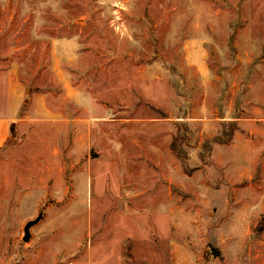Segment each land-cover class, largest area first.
<instances>
[{
    "label": "rangeland",
    "instance_id": "obj_1",
    "mask_svg": "<svg viewBox=\"0 0 264 264\" xmlns=\"http://www.w3.org/2000/svg\"><path fill=\"white\" fill-rule=\"evenodd\" d=\"M3 115L0 264H264V0H0Z\"/></svg>",
    "mask_w": 264,
    "mask_h": 264
},
{
    "label": "crops",
    "instance_id": "obj_2",
    "mask_svg": "<svg viewBox=\"0 0 264 264\" xmlns=\"http://www.w3.org/2000/svg\"><path fill=\"white\" fill-rule=\"evenodd\" d=\"M55 46H59L63 53H66V58H68L70 56V54H72L73 50H74V46H73V41H66V43H60V44H56ZM15 119V115L13 116H8V115H3L2 117H0V147L4 144V142L7 140V138L10 135V125L14 122Z\"/></svg>",
    "mask_w": 264,
    "mask_h": 264
},
{
    "label": "water",
    "instance_id": "obj_3",
    "mask_svg": "<svg viewBox=\"0 0 264 264\" xmlns=\"http://www.w3.org/2000/svg\"><path fill=\"white\" fill-rule=\"evenodd\" d=\"M39 220H40V217L36 218L33 221H29V222L26 223V225L24 227V230H23L24 237L22 239L24 242H27L29 240V238H30L29 230H30V228L35 226L39 222Z\"/></svg>",
    "mask_w": 264,
    "mask_h": 264
},
{
    "label": "trees",
    "instance_id": "obj_4",
    "mask_svg": "<svg viewBox=\"0 0 264 264\" xmlns=\"http://www.w3.org/2000/svg\"><path fill=\"white\" fill-rule=\"evenodd\" d=\"M14 123H12L11 125H10V135H9V137L7 138V140L4 142V144L1 146V147H3L5 144H7L8 143V141H9V139H10V136H12V133H13V131H14ZM0 147V148H1ZM258 229L260 230V231H263L264 230V222L263 221H261L260 223H259V226H258Z\"/></svg>",
    "mask_w": 264,
    "mask_h": 264
}]
</instances>
